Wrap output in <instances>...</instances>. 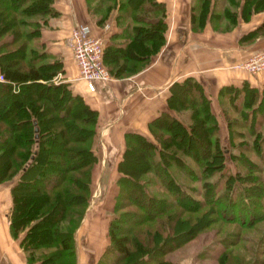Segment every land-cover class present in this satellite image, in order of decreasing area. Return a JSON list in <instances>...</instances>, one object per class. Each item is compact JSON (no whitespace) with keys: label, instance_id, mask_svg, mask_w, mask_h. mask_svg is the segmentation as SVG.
Here are the masks:
<instances>
[{"label":"trees","instance_id":"obj_1","mask_svg":"<svg viewBox=\"0 0 264 264\" xmlns=\"http://www.w3.org/2000/svg\"><path fill=\"white\" fill-rule=\"evenodd\" d=\"M53 2L0 0V182H11L10 229L23 232L20 245L29 258L38 264H76L74 233L99 156L97 111L57 76L64 72L62 59L39 38L47 19L60 13ZM85 2L98 25L117 10L113 23L119 28L102 49L111 76L140 71L164 44L163 1L109 0L97 15L102 0L93 6ZM262 10L264 0H193L191 20L202 23L208 17L214 28L226 22L229 26L221 29H227L238 17ZM246 33L264 36V20ZM232 88L238 93L242 87ZM256 97L253 88L241 92L234 106L241 117L227 122L230 146L221 143L210 99L191 76L169 85L166 107L148 123L151 137L125 132L116 162L114 215L100 264H179L164 254L200 230L220 220L240 228L264 220V109ZM241 122L245 136L237 129ZM226 153L234 170L226 166ZM154 185L163 192H151ZM236 234L231 241L223 235V244H237L239 230ZM228 259L264 264L243 263L236 255Z\"/></svg>","mask_w":264,"mask_h":264},{"label":"crops","instance_id":"obj_2","mask_svg":"<svg viewBox=\"0 0 264 264\" xmlns=\"http://www.w3.org/2000/svg\"><path fill=\"white\" fill-rule=\"evenodd\" d=\"M160 1L165 3L167 13L162 47L140 71L124 77L110 75L106 81L97 80L94 90H89L77 77L78 67L68 37L74 25L88 23L105 45L109 34L119 28L113 23V14L109 13L106 22L98 25L90 16L85 0H54L60 13L50 16L40 28L39 38L47 50L62 59L61 76L69 82L73 92L81 94L84 101L96 109L102 157L112 164L122 155L125 132L137 131L150 136L148 123L166 107L169 85L173 81L188 76L196 79L210 99L211 111L219 122L224 119L222 98L228 97L225 92L229 93L228 89L222 90L224 86L242 87L237 95L253 88L256 103H263L264 109V71L251 74L235 66L249 54L264 48V36L246 33L264 20V10L250 14L247 19L238 17L234 25L221 29L214 28L208 17L202 23L196 20L192 23L193 0ZM261 119L264 124V115ZM226 136L227 129L225 139ZM10 186L11 182H0V264H38L20 245L23 232L14 234L10 229ZM93 199L92 195L88 212L84 213L74 233L76 264H100V256L108 243L109 220L101 213L92 212Z\"/></svg>","mask_w":264,"mask_h":264},{"label":"rangeland","instance_id":"obj_3","mask_svg":"<svg viewBox=\"0 0 264 264\" xmlns=\"http://www.w3.org/2000/svg\"><path fill=\"white\" fill-rule=\"evenodd\" d=\"M95 1L96 0H91L90 5L93 6L95 4ZM108 1L109 0H102V5L100 6V8H97L95 15H97L104 9V6ZM116 11V9H112L110 13H112L114 16L117 13ZM217 26L219 28H224L226 26L228 27L229 24H227L226 22H222L220 24H217ZM60 75L61 74H58L57 76L59 77ZM228 90L230 94L228 92H225V95H227L228 97L222 98L224 119L220 120L221 123L218 121V124L220 126L219 135L221 143L230 146L227 139H225L227 122L231 123L232 119H238V117L240 118L241 116L239 115V113H237L235 107H233L236 106V104H240V95H237V92L234 90ZM235 98L236 101L234 102ZM181 117L186 119L184 113L183 115H181ZM243 123L244 122H241V126H239L237 129H243L242 131L245 132L241 135L245 136L247 131L244 129L242 125ZM261 129H264V125L261 126ZM97 152L99 156L92 165L90 194L84 213H86V211L88 212L87 207L90 204L93 195L94 199L92 202V212L95 213V215L96 213H101L110 221V219L114 215L113 206L115 202V194L118 191L117 178L120 175V172L116 169V164H112L110 160L107 161L106 158L102 157V145L100 141H98ZM226 166L228 167V169L234 170V165L228 153H226ZM110 170L112 171L111 173ZM148 175V173H145L142 177H147ZM180 177L181 179L185 180V176L180 175ZM98 178L100 180H98ZM157 185L150 186V191L153 193H162L163 191H161L160 186ZM129 190L130 194H134V197L140 200L139 194H137L134 189L130 188ZM146 210L149 211L150 209L147 207ZM263 227L264 220H261L257 223V225L251 226L250 228H240V226L236 225L235 223H222V221L220 220L217 223L200 230L195 236L184 241L173 250L166 252L163 257L167 260L174 261L179 264H224L225 262L227 264H234L228 259V256L231 255H236V257L240 258L243 263L250 262L252 261V259H254V261H264ZM238 230L240 232V240L238 241V243L230 246L226 244L224 245L222 242L223 239H221L223 235H226V241H231L232 239H236L238 237V235L236 234ZM258 239H260L259 244L257 243ZM253 251L256 252V255Z\"/></svg>","mask_w":264,"mask_h":264},{"label":"built area","instance_id":"obj_4","mask_svg":"<svg viewBox=\"0 0 264 264\" xmlns=\"http://www.w3.org/2000/svg\"><path fill=\"white\" fill-rule=\"evenodd\" d=\"M68 44L78 67L77 77L85 82L89 90L95 89L97 80L110 79V73L102 61V38L92 33L88 23L76 24L71 28ZM235 66L251 74L264 71V48L249 54Z\"/></svg>","mask_w":264,"mask_h":264}]
</instances>
